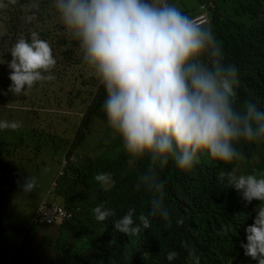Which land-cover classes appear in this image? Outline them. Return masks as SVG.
Returning <instances> with one entry per match:
<instances>
[{"label": "clouds", "instance_id": "obj_1", "mask_svg": "<svg viewBox=\"0 0 264 264\" xmlns=\"http://www.w3.org/2000/svg\"><path fill=\"white\" fill-rule=\"evenodd\" d=\"M0 1V7L14 4L10 9L16 3L27 5V0ZM38 1L47 5L33 20L43 31L12 44L0 98L12 103L54 79L49 73L59 63L57 46L45 33L55 31L47 15L51 9L75 41L71 49H80L84 65L105 88L102 110L108 128L132 161L148 158L137 187L143 184L161 192L157 168L171 159L179 170L176 203L162 211L155 204L151 218L158 221L156 231L146 216L135 221L134 209L113 223L116 231L134 240L115 251L106 264H162L157 254L172 260L176 254L170 253L169 244L176 235L185 241L181 251L206 264H264V110L251 101L239 109L234 106L238 69L223 63L209 17L202 11L186 15L169 0ZM14 21L13 33L29 29L27 19L22 22L15 15ZM64 46L70 49L67 43ZM6 107V113L13 112H9L13 106ZM18 121V114L11 115V121L0 120V187L31 192L36 190L33 175L40 164L27 172L31 176L20 174V159L18 164L7 159L16 155L17 145L1 144L5 137L30 130L20 129ZM5 129L13 134L7 136ZM23 140L19 147L27 146ZM77 150L59 154L62 160L51 191L65 168L88 159ZM94 180L104 188L113 183L103 172ZM34 195L32 203L17 206L4 222L3 234L12 250L0 253V264H37L44 253L43 238L37 241L41 226L65 230L60 227L79 216V210L67 208L62 197L61 202L36 201V191ZM93 211L102 222L115 216V210L102 205ZM193 259L187 260L195 263Z\"/></svg>", "mask_w": 264, "mask_h": 264}, {"label": "trees", "instance_id": "obj_2", "mask_svg": "<svg viewBox=\"0 0 264 264\" xmlns=\"http://www.w3.org/2000/svg\"><path fill=\"white\" fill-rule=\"evenodd\" d=\"M196 0V7L205 4L209 12L208 17L214 29V35L220 42L224 53V64H233L240 71V82L237 96L243 101L254 102L256 107L264 110V0H228L225 1L229 8L223 11L221 2L217 0ZM190 7H187L189 9ZM194 11L183 12L186 15L194 14ZM93 98L85 115L77 127V135L73 140H66L65 151L75 152L88 134L99 136L107 132V138L98 142L100 154L95 158H88L78 165L68 166L64 175L59 179L58 192H54V201L62 197L67 208L76 212L74 221L60 227L65 229V236L59 235L55 240L43 238L41 251L36 259L37 264H106L112 254L125 248L134 240V237H124L123 233L115 230L113 223L123 217L130 209H134L133 219L140 221L141 216L150 219L151 230L158 229V221L151 218L155 210V204H159L162 211L178 199L176 190V177L179 172L171 159L163 168H157V178L163 183L161 192L149 190L141 184L137 187L139 177L148 169V158L132 161L124 152L122 141L115 137L107 126L106 116L102 110L106 91L101 84L93 94ZM70 125L69 122L63 118ZM36 135L30 131H22L16 137H5L3 146H16L15 139L21 141L25 138L32 139ZM13 138V139H12ZM62 142V140L60 141ZM248 143L242 141L241 144ZM113 146L116 154H108L109 145ZM41 148V145L35 146ZM261 155V146L259 148ZM264 153V143L262 144ZM108 173L113 183L104 188L94 180L98 173ZM36 190L25 192L24 188L0 187V253L4 254L12 250L3 234L4 222L13 214V210L20 204L31 201ZM103 206L115 210V216L107 221H98L94 213L97 206ZM77 213V212H76ZM88 224H83V220ZM83 224L81 228L79 225ZM68 238H71L70 241ZM6 244V246H5ZM185 241L181 235H176L169 244L170 253L174 252L175 258L168 259V255L157 254L162 264H193L184 255L187 251H181ZM58 248L59 255L52 256V249ZM6 249V250H5ZM180 251V252H179ZM195 261V259H193ZM194 264H206L197 260Z\"/></svg>", "mask_w": 264, "mask_h": 264}, {"label": "rangeland", "instance_id": "obj_3", "mask_svg": "<svg viewBox=\"0 0 264 264\" xmlns=\"http://www.w3.org/2000/svg\"><path fill=\"white\" fill-rule=\"evenodd\" d=\"M217 1L221 2L220 8L222 11L225 8H229L225 2L228 0ZM169 2L179 7L182 12L194 11L196 5V0H169ZM207 2L211 6L210 0ZM0 3L2 2L0 1ZM10 5L14 4L0 7V94L3 89V79L6 72V64L10 59L9 53L12 44L19 37L29 36L32 32L41 33L43 31L41 23L33 20L36 18L38 10L45 11L47 9V5L39 3L38 0H27V5L22 7H18L16 3V6L11 9ZM187 7L190 8L187 9ZM198 11L204 12L208 17L209 12L205 4L197 6L195 12ZM15 15H18L22 22L26 19L28 20L29 29L27 31L13 33ZM47 15L55 31L47 30L45 33L56 44L59 59L57 68L49 73L54 76V79L43 82L27 92L24 97L16 98L12 103L0 98V120L11 121V115L18 114V118L21 119L18 122L22 124L20 129L27 126L36 135L32 139L23 140V143L27 145L26 147H19L20 141L15 139V142H17L15 147L16 155H11L7 158L12 164H18V159H20L22 162L20 174L25 176H31L27 172L34 171L40 164L38 171L33 175L37 195L36 201H52L54 192L59 193V182L58 186L51 191V185L52 183L55 185L54 179L57 178L62 160L59 154L65 152L66 140L71 141L75 138L81 118L89 107L96 89L101 85L84 65L80 49L78 48L76 51L71 49L75 45V41L67 35L58 23L57 16L53 10L48 9ZM65 43L70 46V49L64 46ZM237 69L238 81L240 82V71L239 68ZM238 86L235 88L236 98L234 105L237 109L241 108L245 103L242 98L239 99L237 96ZM253 104L255 103L253 102ZM7 105L13 106V108L9 109V112L13 111L15 114L13 112L6 113L8 112ZM63 118L73 122V125H70ZM4 131L7 136L13 134V130L5 129ZM2 132L0 130V134ZM107 136V132H103L99 136L90 134L89 138L80 142L77 153L81 154L83 159L87 157L95 158L100 153L97 148L98 142L107 138ZM61 140L62 142H60ZM37 145H41V148L35 147ZM108 145V154L110 156L115 155L116 152L113 146L111 144ZM130 164L133 165V161ZM236 170L239 175L241 169L237 168ZM8 181H11V178H8ZM31 198L28 203H32L35 199L34 193ZM59 201H62L61 198ZM23 210L26 211V208L24 207ZM82 223L88 224L85 219ZM83 224H80L79 228ZM65 233V230L54 231L52 227L42 225L37 241L42 238L55 240L59 235L64 237ZM51 254L52 256H58V248L52 249ZM183 257H186L189 261L194 258L192 254L184 255ZM195 262H197V259H195Z\"/></svg>", "mask_w": 264, "mask_h": 264}]
</instances>
